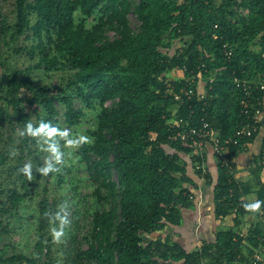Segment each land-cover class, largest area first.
I'll use <instances>...</instances> for the list:
<instances>
[{"label": "trees", "instance_id": "trees-1", "mask_svg": "<svg viewBox=\"0 0 264 264\" xmlns=\"http://www.w3.org/2000/svg\"><path fill=\"white\" fill-rule=\"evenodd\" d=\"M1 1L0 46L14 57L27 56L31 64L24 70L14 67L6 83H0V128L14 117L20 132L30 120L22 88L35 107L34 125L43 120L59 127L60 119L78 125L84 112L74 105L75 98L87 109L97 107L98 115L96 128L88 132L94 142L76 152L92 186L95 208L88 223L84 218L77 231H67L65 243L53 244L43 213L57 205L44 200L39 203L35 255H0V263L249 264L259 251L258 264H264V226L259 222L264 208L253 215L242 207L252 199L264 200V135L231 145L229 170L216 161L213 216L220 222L230 217L229 227L190 251L159 234L179 227L182 209L193 206L189 195L195 184L185 157L201 176L194 166L201 159L190 143L171 139L178 131L171 125L181 119L193 127L204 120L224 140L252 123L254 111L242 112L234 79L264 77V0H11L6 11ZM94 14L96 21L87 27ZM130 14L138 23L136 31ZM223 44L231 50L229 58ZM32 70L65 75L54 88L35 89L26 76L18 82L21 73ZM174 71L182 77L168 81L167 74ZM186 87L193 91L191 98L175 102L173 95ZM263 96L254 93V99ZM257 137L260 148L249 176L237 180V156ZM18 142L20 152L40 146L29 137L20 136ZM5 161L0 151V166ZM203 179L212 184L208 173ZM26 196L16 189L0 190V234L7 232L6 216ZM247 216L254 220L247 222ZM55 246L61 261L53 255Z\"/></svg>", "mask_w": 264, "mask_h": 264}, {"label": "rangeland", "instance_id": "rangeland-1", "mask_svg": "<svg viewBox=\"0 0 264 264\" xmlns=\"http://www.w3.org/2000/svg\"><path fill=\"white\" fill-rule=\"evenodd\" d=\"M10 2L11 0L1 1L4 11L9 9ZM97 17L98 14H94L89 18L86 22L87 27L94 23ZM128 19L131 29L136 31L138 23L135 17L130 14ZM176 47H180V44L176 45ZM0 57L1 60L4 61L3 65L0 64V83L2 84L6 83L7 76L14 67L24 70L31 64V61L27 56L20 55L14 57L12 56V51L9 49L7 50V48L2 45L0 46ZM64 75L65 73L63 71H55L45 74L40 70H32L21 73L18 82H20L22 77L26 76L25 78L32 83L35 89H42L45 87L54 88L58 79ZM181 77V73L176 71L167 74V79L171 82L177 81ZM204 85V82L201 81L198 83L197 87L201 91L204 89ZM19 93L25 100L22 106L30 116V120L34 123L37 114L34 111L35 107L28 103L31 96L30 92L22 88ZM74 105L77 108H81L84 112L79 124L68 126L63 119H60L59 127L71 129L74 135L83 134L89 136L88 132L96 128L98 108L87 109L77 98L74 99ZM107 105H109V103ZM2 106L4 107V105ZM8 111L12 113L10 109H8ZM15 123L16 119L12 117L11 124L4 122L0 128V132L2 133L0 139V151L2 152L3 157H6V161L0 166V190L16 189L19 193L26 192L27 196L20 203L17 210L13 211L12 215L6 216V219L4 220V227L7 232L6 234H0V255L3 259L17 255H24L26 257H33L35 255L34 243L37 237L40 202L45 200L51 207L53 205L58 206L65 202L67 203V211L71 223L66 229V233L68 230L77 231V227L82 224L84 218H87L88 223L89 215L95 208L91 198L92 186L84 169L79 165L78 161L75 163L69 161L70 166L63 167L61 172L51 173L47 177H41L37 174L36 179L31 182L19 172V169L27 162H32L34 167L43 165L44 159L48 154L41 151L40 146L35 149L32 145L29 149L20 152L18 149V140L20 137L19 128ZM13 150L17 151L18 155L13 157L10 154ZM62 150L67 151L66 149H63V145ZM12 168H14V170L8 172V170ZM113 179H115L114 175ZM212 188V186H209L206 190L210 191ZM1 198L4 199V195H1ZM186 209L191 210L189 208ZM186 209L181 211L183 213V224L187 222L186 220H188L191 215L189 211L185 212ZM212 209V204L205 203L204 214L200 215L202 225L204 219V228H202L204 229V233H201V228H199V232L195 235V243H197V245H193L192 247L189 246V250L195 249L194 247H199L203 241L212 242L217 231L231 225L230 217L223 219L222 222H218L213 216ZM75 214L76 216L74 217ZM76 217L77 219H75ZM247 220L248 222H251L254 218L253 216H249L247 217ZM196 227L197 226L195 225V229ZM173 231L174 229L169 232L170 235H174ZM184 239H187L188 242L192 241V238L188 239L184 237ZM57 248V246L54 247L55 252L53 255L61 261V253L56 250ZM38 264L43 263L40 261Z\"/></svg>", "mask_w": 264, "mask_h": 264}, {"label": "built area", "instance_id": "built-area-1", "mask_svg": "<svg viewBox=\"0 0 264 264\" xmlns=\"http://www.w3.org/2000/svg\"><path fill=\"white\" fill-rule=\"evenodd\" d=\"M223 54L226 58L231 56V50L226 44L221 47ZM234 85L242 95L240 99V106L244 114H248L250 110H253L252 123L247 125H242L236 132L224 139L220 140L216 137L215 130L206 121L201 120L198 126H189L184 124L181 119L175 121L171 127L177 129L176 134L171 138L172 140H179L184 143H190L195 150L196 157L200 158L199 162L194 161V166L196 170L200 171V179L207 173L205 162L203 159L204 152L209 149L216 161H219L221 167H226L230 169L228 163L229 147L231 145H237L241 139L252 137L254 134L264 135V125L262 124V119L264 117V111L261 109L264 107V96L260 101L254 99L255 92H261L264 94V77L260 76L253 77L251 79H234ZM193 94L192 89L181 88L178 93H175L174 101L182 103L184 99H190ZM200 98L203 97V91L200 92ZM189 200L192 201L196 208L199 209L203 203L202 192L197 189L193 190L189 195ZM259 222L264 226V212L259 217ZM247 229L243 228V231H238L240 237H244ZM262 261V257L259 251H256L249 264H258Z\"/></svg>", "mask_w": 264, "mask_h": 264}, {"label": "clouds", "instance_id": "clouds-1", "mask_svg": "<svg viewBox=\"0 0 264 264\" xmlns=\"http://www.w3.org/2000/svg\"><path fill=\"white\" fill-rule=\"evenodd\" d=\"M21 137H29L40 144V150L46 152L48 155L44 159L43 165L36 166L32 162H27L19 169L26 179L31 182L36 179L38 174L41 177H47L51 173L61 172L63 167L70 166L69 161L75 163L79 161L80 157L75 153L84 145H90L94 142L93 137L83 134H73L71 129L60 128L53 125L51 122L41 120L38 124H33L29 120L24 128L20 130ZM63 143V149L61 147ZM13 157L18 155L17 151L13 150L10 153ZM246 200L245 197L241 198ZM242 207L246 213L253 215L259 214L264 208V200L252 199L244 202ZM67 203H62L57 206V210H45L43 216L47 219L49 224V235L52 243L60 245L65 243L66 229L69 227L71 221L69 220Z\"/></svg>", "mask_w": 264, "mask_h": 264}, {"label": "crops", "instance_id": "crops-1", "mask_svg": "<svg viewBox=\"0 0 264 264\" xmlns=\"http://www.w3.org/2000/svg\"><path fill=\"white\" fill-rule=\"evenodd\" d=\"M260 138L257 137V139L246 146L245 151L242 153H239L236 159V167H235V173H234V178L240 181H243L249 176V169L251 166V160L254 155H256L259 151L260 148ZM204 162H205V167L206 171L209 175L210 181L212 184H208L204 180H201L197 174H195L193 170V164L191 163V159L188 157H185L187 163H188V175L190 176L192 182L195 184V188H190L188 185H184L187 188H190L191 190H197L199 189L202 192L203 196V203L200 206L199 209L196 208L195 204L193 203L192 207H187L191 210H188L186 208L185 212L189 211L191 213L190 218L186 220L185 224L181 223L179 227H169L165 229L164 231L160 232L159 234L162 236L169 235L171 236V239L177 243H179L182 247H184L186 250H189V246H195L197 243H195L196 238L195 235L196 233L199 232V228H201L200 232L204 233V219H203V225L201 223V214H204V209H205V203H210L212 204L213 207V188L209 191L206 190L209 188V186L213 187V183L215 182L217 178V162L210 152L209 149H206L204 152ZM192 190V191H193ZM182 209V210H183ZM213 210V209H212ZM183 214V213H182ZM188 216V215H187ZM200 217V218H199ZM249 217V216H247ZM183 219V217H182ZM227 219V218H226ZM183 221V220H182ZM246 221L248 222L247 218ZM220 222V221H218ZM222 222V221H221ZM195 225L197 226L195 229ZM202 226V227H200ZM174 229V235H170V231ZM165 233V234H164ZM184 237L191 239V242H188L187 239H184ZM188 247V248H187ZM190 247V248H191ZM196 248V247H194Z\"/></svg>", "mask_w": 264, "mask_h": 264}, {"label": "water", "instance_id": "water-1", "mask_svg": "<svg viewBox=\"0 0 264 264\" xmlns=\"http://www.w3.org/2000/svg\"><path fill=\"white\" fill-rule=\"evenodd\" d=\"M262 124L264 125V117H263V119H262Z\"/></svg>", "mask_w": 264, "mask_h": 264}]
</instances>
